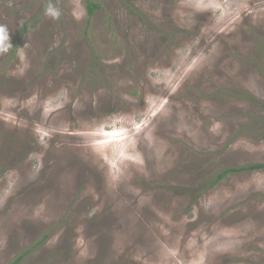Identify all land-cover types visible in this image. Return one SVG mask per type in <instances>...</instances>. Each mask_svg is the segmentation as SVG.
Masks as SVG:
<instances>
[{
	"label": "rangeland",
	"instance_id": "374dc122",
	"mask_svg": "<svg viewBox=\"0 0 264 264\" xmlns=\"http://www.w3.org/2000/svg\"><path fill=\"white\" fill-rule=\"evenodd\" d=\"M256 164L264 0H0V264H264Z\"/></svg>",
	"mask_w": 264,
	"mask_h": 264
},
{
	"label": "trees",
	"instance_id": "16d2710c",
	"mask_svg": "<svg viewBox=\"0 0 264 264\" xmlns=\"http://www.w3.org/2000/svg\"><path fill=\"white\" fill-rule=\"evenodd\" d=\"M100 8V6L98 4H94L92 2H88V20H87V24L88 26L91 24L92 19L96 13V11ZM29 29V25H26L22 28V33H26L27 30ZM19 42V38H16L14 43L17 44ZM257 170H264V164H256V165H250L247 167H244L242 169H235V168H229L226 169L225 171H223L217 178L216 183L220 182L221 180L226 179L227 177H229V175L231 174H235L238 172H244V171H257ZM23 256L18 258L14 263L12 264H19V262H21V260H23Z\"/></svg>",
	"mask_w": 264,
	"mask_h": 264
}]
</instances>
